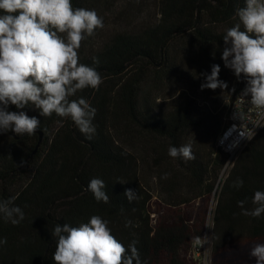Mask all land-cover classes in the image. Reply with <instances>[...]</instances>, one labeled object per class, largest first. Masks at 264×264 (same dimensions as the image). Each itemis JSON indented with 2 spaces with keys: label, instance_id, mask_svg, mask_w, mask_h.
<instances>
[{
  "label": "trees",
  "instance_id": "16d2710c",
  "mask_svg": "<svg viewBox=\"0 0 264 264\" xmlns=\"http://www.w3.org/2000/svg\"><path fill=\"white\" fill-rule=\"evenodd\" d=\"M101 1L107 2L72 5L99 15ZM244 6L245 0H156L145 24L110 32L99 46L95 34L82 41L80 63L102 77L98 89L71 98L83 97L96 109L91 139L70 118L43 117L31 104L9 105L40 126L31 136L0 133V201L14 198L10 207L24 213L16 225L0 213V239L7 241L0 245V264H55L54 227H77L93 215L109 221L125 248L136 241L142 264H202L203 244L194 246L192 238H204L211 216L210 264H256L250 252L264 244V214L241 215L238 202L252 210L254 193L264 191V125L216 187L228 157L217 138L234 93L247 83L225 67L223 36ZM213 65L228 87L201 90V74ZM189 143L194 159L169 156V147ZM93 178L105 182L108 203L88 189ZM238 179L240 188L233 186ZM126 189L137 198L129 202Z\"/></svg>",
  "mask_w": 264,
  "mask_h": 264
},
{
  "label": "clouds",
  "instance_id": "9594fccd",
  "mask_svg": "<svg viewBox=\"0 0 264 264\" xmlns=\"http://www.w3.org/2000/svg\"><path fill=\"white\" fill-rule=\"evenodd\" d=\"M237 16L239 22L223 36L222 59L237 78L241 75L245 78L242 97L250 96L251 106L264 110V0H245ZM103 27V18L95 10L73 8L72 0H0V133L11 130L17 135L36 134L40 126L36 117L8 110L9 105L23 109L31 104L43 117L55 113L70 118L82 134L92 138L96 131L93 124L96 109L83 97L71 98L86 88L98 89L102 83L95 68L80 63L78 50L82 41ZM93 60L99 63L97 58ZM219 73V65H213L210 74L202 73L205 82L201 90L226 89L228 85L218 79ZM236 115L241 120L245 118V113ZM249 130L242 126L240 136L251 139ZM168 154L173 158L194 159L190 143L169 147ZM167 177L165 173L162 178ZM233 186L240 188L243 181L238 179ZM105 187L99 178L88 184L98 202L108 203ZM124 195L129 202L137 198L132 189H126ZM13 200L0 201V213L16 225L24 219V213L17 206L10 207ZM246 202H238L241 215L258 218L264 214V191L254 193V209H246ZM108 224L98 215L77 227L57 224L52 232L57 238L55 264H142L137 242L125 248L112 235ZM131 225L130 220L126 221V227ZM206 239L195 236L192 243L202 246ZM6 242L0 239V245ZM250 255L256 264H264V244H256Z\"/></svg>",
  "mask_w": 264,
  "mask_h": 264
},
{
  "label": "rangeland",
  "instance_id": "374dc122",
  "mask_svg": "<svg viewBox=\"0 0 264 264\" xmlns=\"http://www.w3.org/2000/svg\"><path fill=\"white\" fill-rule=\"evenodd\" d=\"M99 16L103 18V28H99L94 33L93 45L99 46L103 38L109 33L120 29H132L149 20H152L156 12V0H107L101 1V10ZM152 184L158 192L157 179L152 175ZM215 204V198L210 203L212 209ZM211 216H209L206 225L205 235L206 242L203 244L201 261L202 264H210L211 250ZM200 256V255H199Z\"/></svg>",
  "mask_w": 264,
  "mask_h": 264
},
{
  "label": "built area",
  "instance_id": "2783aa9c",
  "mask_svg": "<svg viewBox=\"0 0 264 264\" xmlns=\"http://www.w3.org/2000/svg\"><path fill=\"white\" fill-rule=\"evenodd\" d=\"M245 87L246 86L241 87L234 93L228 106L227 123L217 138V145L227 152L228 157L220 172L216 187L227 176L240 149L249 140L246 137L242 138L240 136L242 126L245 129H250L248 134L253 137L264 125V110H257L251 106L249 102L250 96L242 97V91ZM238 112L245 113L244 120L237 117L236 114ZM233 145H235V147H233Z\"/></svg>",
  "mask_w": 264,
  "mask_h": 264
}]
</instances>
